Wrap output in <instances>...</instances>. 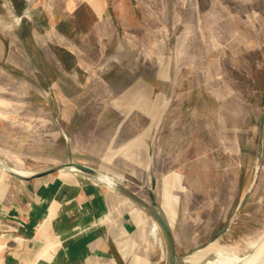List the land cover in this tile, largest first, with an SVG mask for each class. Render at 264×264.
I'll return each instance as SVG.
<instances>
[{"label": "crops", "instance_id": "0c3cea01", "mask_svg": "<svg viewBox=\"0 0 264 264\" xmlns=\"http://www.w3.org/2000/svg\"><path fill=\"white\" fill-rule=\"evenodd\" d=\"M127 1L156 10L162 42L175 39L167 52L203 54V39L210 36L205 20L192 14L195 8L188 13L193 0ZM83 14L92 25L76 22ZM109 14L107 0H0V161L26 173L21 160L26 154L45 169L67 163L70 155L75 163L102 172L87 159L114 153L115 162L132 167L130 174L146 182L145 190L128 188L145 202L155 179L156 207L172 233L177 264L194 261L215 233L228 230L236 209L224 199L236 197L238 206L250 186L242 192L239 183L233 195H218L220 208L215 215L211 211L205 231L220 226L204 240L207 235L198 225L208 211L193 212L184 176L165 171L158 124L169 110L167 63L158 62L154 50L142 53ZM211 17L212 9L204 19ZM84 43L96 56L85 54ZM156 74H162L161 81H155ZM215 76L212 85L218 84ZM211 96L222 132L229 136L223 146L239 153L251 124L248 103L233 93ZM59 134L65 135L64 143ZM194 142H184L181 149L196 148ZM81 151L82 161L77 158ZM65 172L22 181L0 168V264L165 263L163 238L158 231L160 244L152 239L153 221L140 206L89 176L73 179ZM178 230L189 232L180 236ZM179 246L191 248L180 253Z\"/></svg>", "mask_w": 264, "mask_h": 264}, {"label": "rangeland", "instance_id": "374dc122", "mask_svg": "<svg viewBox=\"0 0 264 264\" xmlns=\"http://www.w3.org/2000/svg\"><path fill=\"white\" fill-rule=\"evenodd\" d=\"M107 2L109 15L119 19L120 27L142 48V53L147 56L149 50H154L158 53L156 57L158 62L167 63L166 73L169 74L167 76L172 83L169 110L167 109L164 120L161 119L158 124V132L164 137L162 146L168 160L165 171L167 173L177 171L184 176V183L191 192L189 199L194 203L193 212L198 214L201 209L208 211L202 214L198 225V228L202 227L204 230V236L207 235L204 240L217 232L220 226L205 231L208 219L212 217L211 211L212 215H215L220 208L222 199H218V195L221 197L224 194L233 195L239 183L242 192L250 186L247 199L232 218L227 232L217 239H211L212 243L197 256L196 260H187L184 263L180 260V264H240L250 256H255L252 259H255L253 264H264V124L259 162L256 155L259 119L264 114V0H193L192 4H189L188 13L195 8L192 14L205 20L207 25L205 32L210 36L203 39L205 51L203 50L201 55L194 51L186 54L167 52V49L171 51L175 39L166 37V44L162 42L160 33L164 28L152 6L142 1L137 2L136 7L127 0ZM211 9L214 17L204 19L208 17V13L211 14ZM211 20L213 21L209 22ZM76 22L88 27L92 18L83 14ZM81 41L84 42L82 38ZM214 42L219 44H213ZM84 44L86 47L82 49L86 51L85 54L96 56L92 47ZM198 56L202 58L198 59ZM211 74L213 76L216 74L218 84H211ZM158 79L162 80V74L155 75V81ZM202 81L206 83L201 85ZM157 90L156 88L157 94L162 93ZM212 93H218L220 96L224 93H233L243 97L245 103H248L251 124L246 126V133L243 134L246 137L245 143L239 153L227 150L223 146L228 133L222 132L219 123L221 119L217 117V102L211 96ZM64 138L65 135L59 134L60 143H64ZM192 141H196L194 142L196 148H190L188 144L187 148L181 149L184 142ZM81 152L77 155L78 159L83 158L84 153ZM62 154L59 157L61 159L64 158ZM25 156V160L21 159L25 174L45 169L46 165L38 159H33L30 154ZM96 157L105 162L99 164L98 158L87 159V162L103 168V174L112 178L114 182L124 184L132 190L147 189L142 177L139 180L130 174L132 167L115 162L114 153L108 152L103 157ZM143 171L145 167L142 174ZM15 172L24 173L17 169ZM65 173H69L73 179H77L78 176L89 179L79 172ZM89 181H92V178ZM97 185L102 186V183ZM224 200L226 202L228 200L229 205L235 204V209L238 207L236 197ZM153 223L150 224L149 231L151 230L152 239L156 238V243L160 244L158 229ZM153 225L156 228L154 232ZM188 232L179 231L178 235H188ZM153 245L158 247L156 244ZM189 248L191 247L179 246L180 253ZM234 260L238 262L235 263Z\"/></svg>", "mask_w": 264, "mask_h": 264}, {"label": "water", "instance_id": "95a60500", "mask_svg": "<svg viewBox=\"0 0 264 264\" xmlns=\"http://www.w3.org/2000/svg\"><path fill=\"white\" fill-rule=\"evenodd\" d=\"M263 124H264V114L261 115L259 119V126H258V143H257V150H256L258 162H259L261 152H262ZM0 168L4 170L6 173H8L9 175L13 176L14 178L22 180V181H30L33 179L43 178L48 175L59 173V172L68 170L69 168H72L76 172L89 176L95 181H97L98 183H102V185L108 188L119 191L124 196H126L128 199H130L132 202L140 206L150 216V218L156 225L159 233L161 234L163 238L165 249H166L165 264H177L176 247H175L172 233L165 219L162 217V215L160 214V212L157 210V207H156V201H155V197L153 193L155 189V179L154 178H151L150 187L147 191L148 198H147V202H145L142 199H140V197H138L136 193H134L133 191L128 189L126 186H124V184L114 182L113 180H111V182L109 183L104 181L102 177L107 176V175L103 174V172L97 169L82 165V164L75 163L74 161H72L70 155H68L67 163L51 166L46 169H43L42 171L32 173L31 175H28V176L21 175L15 172L14 170L4 166L1 163V161H0ZM248 192L249 191H247L242 197L238 207L236 208L235 213L233 214V217L236 215V212L244 205L247 199V196H248ZM226 231H227V227L225 226L221 228L217 233H215L212 239H217L222 234H224ZM211 243H212V240H210L209 244ZM205 247L206 245H203L198 248L201 249Z\"/></svg>", "mask_w": 264, "mask_h": 264}, {"label": "bare ground", "instance_id": "6f19581e", "mask_svg": "<svg viewBox=\"0 0 264 264\" xmlns=\"http://www.w3.org/2000/svg\"><path fill=\"white\" fill-rule=\"evenodd\" d=\"M66 172H68V171H73V172H76L75 170H73L72 168H69L68 170H65ZM19 174H21V175H24V176H26V175H28V174H25V173H19ZM104 181H106V182H111V180H113L112 178H110L109 176L107 177V176H104L103 178H102ZM253 183V182H252ZM153 227H154V229L156 230V228H155V226L153 225ZM227 232V231H226ZM159 236V235H158ZM251 237V236H250ZM264 237V236H263ZM234 238V237H233ZM156 239V238H155ZM255 239V238H254ZM258 239V238H257ZM229 240V239H228ZM156 241V240H155ZM252 241V240H251ZM157 242V241H156ZM222 242V241H221ZM220 242V243H221ZM234 243H236V242H234ZM233 243V244H234ZM157 245V244H156ZM232 245V244H231ZM230 245V246H231ZM236 245H237V243H236ZM238 246H239V244H238ZM210 247H212V246H210ZM216 247V246H215ZM214 247V248H215ZM224 248V247H223ZM234 248H237V247H234ZM225 249V248H224ZM160 250V249H159ZM227 250V249H226ZM230 250V249H229ZM161 251V250H160ZM159 252V251H158ZM245 252V251H244ZM262 252V251H261ZM161 253V252H160ZM218 253V252H217ZM248 253V252H247ZM220 255V254H219ZM238 255V254H237ZM253 257H255V256H250V257H248V258H246V259H244L243 261H242V263H240V264H253V261L255 260H252L253 259ZM235 261V263H237L238 262V260H234ZM220 262V261H219ZM222 262H224V261H222ZM165 264V263H164ZM223 264V263H222Z\"/></svg>", "mask_w": 264, "mask_h": 264}]
</instances>
